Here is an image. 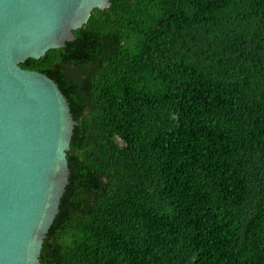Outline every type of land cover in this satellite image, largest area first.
<instances>
[{"label": "trees", "instance_id": "16d2710c", "mask_svg": "<svg viewBox=\"0 0 264 264\" xmlns=\"http://www.w3.org/2000/svg\"><path fill=\"white\" fill-rule=\"evenodd\" d=\"M23 69L77 125L41 264H264V0H110Z\"/></svg>", "mask_w": 264, "mask_h": 264}, {"label": "water", "instance_id": "95a60500", "mask_svg": "<svg viewBox=\"0 0 264 264\" xmlns=\"http://www.w3.org/2000/svg\"><path fill=\"white\" fill-rule=\"evenodd\" d=\"M110 0H0V264H41L69 184L77 121L59 85L23 69L75 41Z\"/></svg>", "mask_w": 264, "mask_h": 264}]
</instances>
